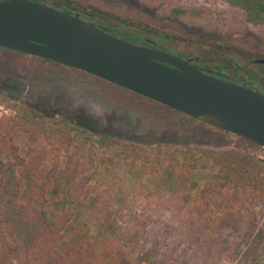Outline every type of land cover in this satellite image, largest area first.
Returning a JSON list of instances; mask_svg holds the SVG:
<instances>
[{"label":"rangeland","instance_id":"obj_1","mask_svg":"<svg viewBox=\"0 0 264 264\" xmlns=\"http://www.w3.org/2000/svg\"><path fill=\"white\" fill-rule=\"evenodd\" d=\"M44 1L219 71L264 58V23L226 0ZM0 162L21 203L65 210L75 264H264V148L82 70L0 48Z\"/></svg>","mask_w":264,"mask_h":264},{"label":"water","instance_id":"obj_2","mask_svg":"<svg viewBox=\"0 0 264 264\" xmlns=\"http://www.w3.org/2000/svg\"><path fill=\"white\" fill-rule=\"evenodd\" d=\"M0 47L82 70L264 148V94L192 58L117 37L79 13L0 0Z\"/></svg>","mask_w":264,"mask_h":264},{"label":"trees","instance_id":"obj_3","mask_svg":"<svg viewBox=\"0 0 264 264\" xmlns=\"http://www.w3.org/2000/svg\"><path fill=\"white\" fill-rule=\"evenodd\" d=\"M35 1L46 2L44 0ZM226 1L242 7L247 12L250 21L264 23V0ZM73 4L75 3L70 1L68 4L63 2L61 5H50L69 13H77L75 10L64 7V5ZM119 23L127 27L126 23L121 21ZM114 28L115 26H111V29ZM111 29H108V32L116 35ZM121 38L136 44L142 43L178 52L169 42L170 38L167 35H160L157 38V43L155 41L156 46L150 44L149 41H153V39L148 34L143 36L142 31L125 34ZM175 41L176 43L172 41L175 47L178 43L180 45L183 42ZM178 53L181 54V52ZM17 169L16 164L0 162V264H75L74 256L70 258L71 254L61 250L60 244H58L65 226L62 219L67 213H63L65 210L59 209L50 213L47 198L39 200L28 195L25 204L21 203L22 182L18 178ZM60 200L64 204V199ZM36 202H40L41 208H35L34 203Z\"/></svg>","mask_w":264,"mask_h":264},{"label":"flooded vegetation","instance_id":"obj_4","mask_svg":"<svg viewBox=\"0 0 264 264\" xmlns=\"http://www.w3.org/2000/svg\"><path fill=\"white\" fill-rule=\"evenodd\" d=\"M87 15V14H85ZM82 15L81 18L86 20V21H94L96 22L97 25H103V21H99L100 19H94L92 16H85ZM94 19V20H93ZM111 26H115L114 29H111ZM108 29H111L114 33H116L115 36L120 37L125 36L124 33H120L118 31L119 27L117 24L115 25H108ZM114 35V34H113ZM150 40V39H149ZM150 44H154L156 46L154 41H149ZM140 45H145L142 43H138ZM148 46V45H145ZM151 47V46H148ZM156 48L159 50L166 51L165 49L159 48V47H152ZM181 57H185L186 59L189 58L190 56H184L182 55ZM193 58V57H192ZM249 66L248 67H243V66H234L232 70L224 72V71H219L216 68H213V66H207L204 62V60L200 59V57L195 56L193 58V64L197 65L198 67L204 68V69H209L214 72L219 73L218 77H220L223 80H226L228 82L236 83V84H245L246 87L253 89V90H258L260 93L264 94V72L260 69V65L264 64V58H250L249 59ZM251 65H256L257 66V71H253L250 69ZM225 67V66H224ZM217 76V75H216Z\"/></svg>","mask_w":264,"mask_h":264}]
</instances>
